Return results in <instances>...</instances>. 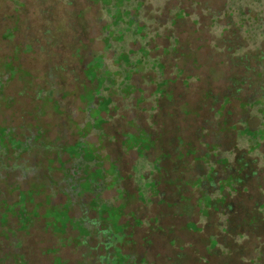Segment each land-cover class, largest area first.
Segmentation results:
<instances>
[{
    "label": "rangeland",
    "instance_id": "374dc122",
    "mask_svg": "<svg viewBox=\"0 0 264 264\" xmlns=\"http://www.w3.org/2000/svg\"><path fill=\"white\" fill-rule=\"evenodd\" d=\"M113 4L0 0V264H264V7Z\"/></svg>",
    "mask_w": 264,
    "mask_h": 264
},
{
    "label": "trees",
    "instance_id": "16d2710c",
    "mask_svg": "<svg viewBox=\"0 0 264 264\" xmlns=\"http://www.w3.org/2000/svg\"><path fill=\"white\" fill-rule=\"evenodd\" d=\"M123 3H128L130 0H121ZM238 1V0H237ZM246 1V0H245ZM254 1H257L259 4H260V6L261 7H264V0H254ZM89 2L90 3H94V4H98L99 6H100V10H101V13L104 15V21H105V23H104V25H102V27H101V34H100V40L101 41H104V40H107L108 41V39H106V37L105 36H107L108 34L107 33H109V34H113V31H111V30H114V29H118V27H119V25L121 24V23H123V24H125L126 23V20L125 19H121V15H119V13L121 14V11L123 10V7H125V5H123V6H120V7H118L117 9H116V12H118V18H117V21L115 22L114 20H113V15L110 17V14L109 13H111L112 11L111 10H114V4H113V0H94L93 2H91L90 0H89ZM108 8V9H107ZM107 9V10H106ZM110 9V10H109ZM108 11H109V13H108ZM259 13H260V10H259ZM261 13H262V11H261ZM263 14V13H262ZM264 15V14H263ZM116 17V16H115ZM121 20V21H120ZM128 20H130V18L128 19ZM125 22V23H124ZM258 22H259V19H258ZM261 26H262V29H264V25L263 24H260ZM124 30H127V29H124ZM106 31V32H105ZM105 35V36H104ZM103 43V42H102ZM115 46H116V48H118V49H120L119 48V46L120 45H112L111 43H108L107 44V46L106 47H104V45H103V50L102 51H106L107 50V48L110 50L111 48L113 49V48H115ZM108 50V51H109ZM100 53V52H99ZM94 55V54H93ZM92 55V56H93ZM91 56V57H92ZM100 56H101V54H100ZM91 57H90V59H91ZM100 60H101V58H100ZM90 61V60H89ZM102 62V61H101ZM101 62H98V64H97V66L98 67H101V66H103V63H101ZM91 65V62L89 63H87V67H89L90 65ZM86 66H85V68H86ZM84 68V69H85ZM86 70L87 69H85L84 71L86 72Z\"/></svg>",
    "mask_w": 264,
    "mask_h": 264
}]
</instances>
